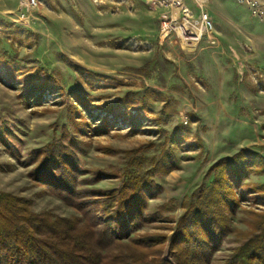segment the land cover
I'll list each match as a JSON object with an SVG mask.
<instances>
[{
  "label": "rangeland",
  "instance_id": "1",
  "mask_svg": "<svg viewBox=\"0 0 264 264\" xmlns=\"http://www.w3.org/2000/svg\"><path fill=\"white\" fill-rule=\"evenodd\" d=\"M201 1L184 0L211 19L216 43L187 49L146 0H43L25 22L20 0H0V132L11 145L0 143V192L27 200L34 214L71 219L78 214L31 179L34 151L67 146L86 171L78 189L101 192L118 189L124 171L145 177L168 157L145 213L168 211L131 237H166L151 253L170 261L182 202L210 185V168L243 148L264 158L262 85L239 76L243 61L264 71V20L235 0H205L202 10ZM98 170L109 176L91 185ZM263 184L253 173L243 185ZM241 189L212 262L228 259L264 214L262 196L241 198Z\"/></svg>",
  "mask_w": 264,
  "mask_h": 264
},
{
  "label": "trees",
  "instance_id": "2",
  "mask_svg": "<svg viewBox=\"0 0 264 264\" xmlns=\"http://www.w3.org/2000/svg\"><path fill=\"white\" fill-rule=\"evenodd\" d=\"M4 138L0 132V143L9 150ZM74 154L65 145L51 144L31 153L29 160L35 166L31 179L57 195L77 217L34 214L27 200L0 192V264H264V214L254 217L250 237L228 259L211 261L230 233L229 217L238 207L234 191L246 186L241 198L257 193L264 199V184L243 185L253 173L264 176V158L257 153L243 148L220 159L208 171L207 177L213 176L210 185L182 202L183 213L169 239L170 261L160 250L151 253L166 237L131 235L163 220L161 213L168 211L162 206L155 214L145 213L146 201L157 188L152 178L169 172L171 159L162 156L145 177L126 170L118 189L101 192L78 189L77 180L86 171L79 169ZM92 175L91 185L109 176L99 170Z\"/></svg>",
  "mask_w": 264,
  "mask_h": 264
},
{
  "label": "built area",
  "instance_id": "3",
  "mask_svg": "<svg viewBox=\"0 0 264 264\" xmlns=\"http://www.w3.org/2000/svg\"><path fill=\"white\" fill-rule=\"evenodd\" d=\"M42 1L20 0L18 8L19 21H27L29 19L28 13L38 8ZM235 2L238 5L245 6L254 19L264 20V0H235ZM146 3L155 9L163 10L160 14L161 29L173 30L184 48L194 49L204 38L213 39L211 41L213 45L216 43V40H214V25L211 19L203 12L198 16H194L184 0H146ZM196 3L202 10L205 0ZM243 62L239 66L241 80H248L258 88L262 85V89L259 88V90L264 93V71L249 65L246 61Z\"/></svg>",
  "mask_w": 264,
  "mask_h": 264
}]
</instances>
